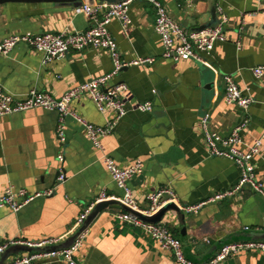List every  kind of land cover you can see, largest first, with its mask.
I'll return each instance as SVG.
<instances>
[{"label":"crops","instance_id":"crops-1","mask_svg":"<svg viewBox=\"0 0 264 264\" xmlns=\"http://www.w3.org/2000/svg\"><path fill=\"white\" fill-rule=\"evenodd\" d=\"M159 1L186 30L215 25L219 17L216 7L221 6L229 18L227 40L217 41L205 62L175 61L161 56L163 45L154 29L156 9L151 3L133 0L129 4L132 23L126 28L119 20H111L108 28L125 60L154 56L156 61L125 67L113 79L127 86L123 97L129 103L151 100L154 108L130 110L120 118L114 131L103 138L106 152L121 166L136 159L143 161V172L128 182L140 208L149 206V193L167 185L173 187L181 203L194 204L233 187L239 179L233 160L209 154L202 117L210 113V130L222 135L230 134L248 117L242 148L246 150L262 139L254 162L264 182V75L256 77L252 70L264 64V0ZM77 7L55 2H1L0 40L26 31H84L91 21ZM112 66L109 52L93 47L70 50L64 58L44 65L40 52L20 42L9 55H0V86L17 97H24L32 87L58 97L76 84L105 74ZM227 74L255 99L247 112L226 103ZM70 105L95 124L104 125L114 115L112 110L99 112L89 95L74 99ZM57 122V111L41 107L0 117V193L9 184L30 191L55 188L52 195L39 197L19 211L1 207L0 243L10 238L37 241L55 237V246H68L84 205L102 189L109 195H121L102 152L93 146L84 127L67 117L66 141L62 143L56 134ZM59 154L64 155L62 162L57 159ZM60 168L66 174L62 183L57 180ZM123 209L113 202L87 218V236L77 254L79 263L176 264L171 252L116 217ZM160 223L182 239L190 259L204 261L223 243L264 240V197L245 187L236 196L204 205L198 213L183 212L180 216L170 210ZM23 253L26 250L11 246L0 256V264ZM39 264L67 263L51 259ZM222 264H264V254L242 253Z\"/></svg>","mask_w":264,"mask_h":264},{"label":"built area","instance_id":"built-area-1","mask_svg":"<svg viewBox=\"0 0 264 264\" xmlns=\"http://www.w3.org/2000/svg\"><path fill=\"white\" fill-rule=\"evenodd\" d=\"M132 1L82 3L77 7V11L84 13L91 21L89 27L84 31L62 30L60 32L46 31L42 33L26 31L12 33L0 40V55H9L18 43L25 42L42 54L44 65L53 60L64 58L70 50L80 51L87 47H93L109 52L113 62L110 71L76 84L58 97L36 87L30 88L24 97H17L0 86V117L37 107L55 110L58 113L56 134L62 143L66 141V119L69 116L73 117L84 127L93 146L102 152V159L116 186L121 190V195L115 196L109 195L105 189H102L93 201L83 206L74 224L76 236L68 246L45 250V247L56 245L58 239L55 237L37 241L10 238L0 243V256L14 245L35 248L16 255L4 264H39L51 259H60L67 264H80L77 254L84 245L87 236V227H82L95 206L102 201L117 200L134 211L146 216H153L171 202L175 203L185 213H198L204 205L236 196L245 187H249L254 193L264 197V182L259 178L254 162L255 156L259 154L262 139H256L246 150L242 148L244 144L243 131L248 126V117L243 118L230 134L222 135L210 130V113H206L201 119V126L208 152L212 156L233 160L239 169L238 182L233 187L218 191L207 199L194 204L181 203L173 187L163 186L147 195L149 200L147 208L139 207L128 182L130 178L143 172V161L136 159L121 166L106 152L103 145V138L114 131L117 121L128 111H151L154 108L151 100L140 101L136 105H132L123 97L127 86L124 83L113 82V79L125 67L149 65L156 61L154 56H137L125 60L118 48L116 39L108 28L109 22L113 19L119 20L124 28L132 23L129 14V4ZM144 1L151 3L156 9L154 29L162 41L161 56L166 59L175 61L193 59L205 62L206 56L211 53L215 43L227 40L226 27L229 18L221 6L216 7L219 17L215 25L186 30L170 16L166 7L159 0ZM238 46L240 47V43ZM252 70L256 77H261L264 75V64L257 65ZM224 79L226 82L224 93L226 103L237 105L247 112L255 99L243 92L232 75L227 74ZM84 95L90 96L99 112L105 113L112 110L113 118L104 125H100L79 116L70 104L74 99ZM57 159L62 162L64 155L59 154ZM65 179V171L60 168L57 180L62 183ZM54 190V187H48L44 190L30 191L24 187L16 188L13 184H9L5 191L0 193V208L9 207L16 212L39 197L52 195ZM116 217L126 226L139 229L149 235L162 249L171 252L176 264H222L229 257L242 253L258 251L264 254L263 239H242L223 243L209 259L195 261L186 255L182 239L174 235L168 226L160 222L146 221L125 209L118 211Z\"/></svg>","mask_w":264,"mask_h":264},{"label":"water","instance_id":"water-1","mask_svg":"<svg viewBox=\"0 0 264 264\" xmlns=\"http://www.w3.org/2000/svg\"><path fill=\"white\" fill-rule=\"evenodd\" d=\"M5 1H19V2H30V3H34V2H55V3H69V4H73L75 6H79L82 4L81 0H0L1 2H5ZM121 0H99V1H94V2H107V3H112V2H118ZM90 2H93L90 0ZM207 26H211V25H203L200 28H204ZM113 202H118L119 204H121L119 201L117 200H106V201H102L100 203H98L95 208L93 209V211L91 212V214L89 216H91L93 213H95L98 209H100L102 206L104 205H108L110 203ZM123 206V208L125 210L131 211L134 214L138 215L139 217H141L142 219L149 221V222H160L164 215L168 212V211H175L178 215L182 216L183 215V211L173 202L168 203L167 205H165L164 207H162L156 214H154L153 216H146L144 214H141L137 211L132 210L131 208L121 204ZM89 218V217H88ZM87 221V220H86ZM86 221L84 223V226L82 228L87 227L86 225ZM76 236V234H75ZM75 238V237H74ZM70 245V244H69ZM65 247V246H64ZM14 249H17V251H29V250H33L35 248H31L25 245H14L13 246ZM50 248H60L58 246H53V247H45V250L50 249Z\"/></svg>","mask_w":264,"mask_h":264}]
</instances>
